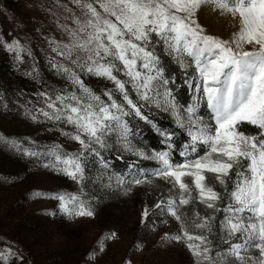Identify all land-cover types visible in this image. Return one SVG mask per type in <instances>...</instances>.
<instances>
[{
	"label": "snow or ice",
	"instance_id": "6c2138e0",
	"mask_svg": "<svg viewBox=\"0 0 264 264\" xmlns=\"http://www.w3.org/2000/svg\"><path fill=\"white\" fill-rule=\"evenodd\" d=\"M73 2L83 19L73 17L74 27L62 26L66 42L49 41L55 54L49 64L65 78L68 87L39 93L44 106L35 109L32 119L43 117L70 126L72 130L62 131V135L80 148L67 152L58 144L5 142L42 160L43 167L67 176L80 191L33 195L57 200L60 213L67 217L94 216L93 198L83 191L88 156L96 157L107 168L100 149H106L113 136L133 150L125 117L134 113L147 119L141 108L155 105L170 112L187 135L179 153L182 159L173 162L171 143H167V150L151 155L136 149L135 155L155 161L158 167L150 173L140 170L127 179L128 184L150 182L149 175L170 183L169 194L154 207L158 214H170L180 223L181 233L166 239L186 240L194 264H264V0ZM209 4L222 16L237 20L238 31L231 41L205 34L197 22L198 10ZM245 45L252 50H244ZM5 47L18 60L23 59L26 50L19 40L6 42ZM162 54L181 68L195 69L193 80H185L196 94L192 104H177L169 87L174 81L163 75ZM85 74L113 87L97 93L85 84ZM130 93L137 98L135 102ZM201 100L209 111L207 119L200 113ZM241 124L255 127L256 134L240 131ZM160 134L165 142L172 136L163 131ZM113 179L121 185L126 178L109 176V186ZM217 185L222 191L216 190ZM190 203L212 211L203 216L193 211L189 218L183 207ZM221 212L223 217L217 222L216 214ZM149 215L145 208L142 222ZM197 230L199 234H194ZM210 236L216 239L218 250L214 251ZM220 244L227 247L219 250ZM12 258L22 261L24 257L17 256L11 247L0 248V264H9Z\"/></svg>",
	"mask_w": 264,
	"mask_h": 264
},
{
	"label": "rangeland",
	"instance_id": "374dc122",
	"mask_svg": "<svg viewBox=\"0 0 264 264\" xmlns=\"http://www.w3.org/2000/svg\"><path fill=\"white\" fill-rule=\"evenodd\" d=\"M73 17L83 19L73 0H0V240L14 243L17 256L23 253L24 257L22 261L12 258L9 264H194L186 240L166 239L181 233L180 223L170 214H158L154 207L169 194L171 185L165 179L152 176L150 182L140 185H117L113 179L109 186L108 181L99 193L87 194L93 198L94 216L70 218L60 213L57 200L33 194L74 193L80 187L67 176L43 167L42 160L5 142L58 144L67 152L79 150L78 143L62 135V131L72 130L70 126L43 117L32 119L35 109L44 106L39 93L68 87L49 64L55 55L49 41L66 42L62 26L74 27ZM196 19L205 34L221 40L231 41L238 31L237 20L222 16L210 4L201 6ZM13 40H19L26 50L22 60L5 47ZM244 50H252V46L245 45ZM182 69L193 80L195 69ZM85 78L89 87H113L101 78L87 74ZM194 99L192 90L191 104ZM144 106L161 110L155 105ZM165 113L173 118L170 112ZM200 113L206 119L209 116L202 100ZM107 142L137 156L131 143L130 151L114 136ZM145 208L150 215L142 222Z\"/></svg>",
	"mask_w": 264,
	"mask_h": 264
},
{
	"label": "trees",
	"instance_id": "16d2710c",
	"mask_svg": "<svg viewBox=\"0 0 264 264\" xmlns=\"http://www.w3.org/2000/svg\"><path fill=\"white\" fill-rule=\"evenodd\" d=\"M161 64L163 66L164 77L168 78L170 81H174V83L169 84V87L173 90L177 104L180 106L190 105L192 101V89L188 86V84L185 83V80H192L191 75L182 69L179 64H177L166 54L161 55ZM82 78L86 79L85 75H83ZM86 83L87 85H90L88 82ZM90 88H92L93 91H96L97 93L103 92L106 89V87L95 85H91ZM130 95L135 102L137 100L135 95L131 93ZM141 114L147 119H142L141 116H137L134 113L125 117L128 122V126L131 129V134L128 137L130 143L136 149L138 148L139 150L148 152L167 150V143H171L173 145L171 149L172 160L173 162L180 161L182 158L179 156V153L183 150V145L188 140L183 129L177 126L169 114L156 108H147L143 106L141 108ZM158 129L166 133H171V139L165 142L164 136L160 134ZM239 130L248 135H255L257 132L255 127L248 124H241L239 126ZM107 143L108 147L106 149H100L102 157L108 164L107 168L102 167L100 160H98L96 157L89 155L87 158V179L85 181L84 191L89 196L92 193H99L103 189L104 184L108 182L109 176L124 177L126 178L124 184L129 185L127 179L138 174L140 170H144L145 173H150L152 170L158 167L155 161L134 156L130 152L123 151L119 146L111 144V142ZM150 177L152 176L149 175L148 179ZM216 190L222 191L218 185L216 186ZM195 195L196 193L193 192V196ZM94 197L97 198L98 196ZM183 210L187 213L189 218L192 216L193 211H199L201 216L210 214L212 211L205 209L204 206L199 203H190L189 205L184 206ZM222 217V212L217 213L216 221L218 222L220 219H222ZM189 231L192 232L193 229L189 227ZM213 231L216 232L215 227ZM194 234H199V231H195ZM209 238L213 239L214 251L218 250L215 248V245L217 244L216 239L211 236ZM0 241L1 246L3 245L5 248L11 247L13 250H17V247L14 243L8 242L5 239H1ZM226 247L227 245L220 244L219 250H222Z\"/></svg>",
	"mask_w": 264,
	"mask_h": 264
}]
</instances>
